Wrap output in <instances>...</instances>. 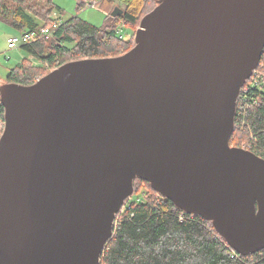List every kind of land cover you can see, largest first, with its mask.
Segmentation results:
<instances>
[{"label": "water", "instance_id": "1", "mask_svg": "<svg viewBox=\"0 0 264 264\" xmlns=\"http://www.w3.org/2000/svg\"><path fill=\"white\" fill-rule=\"evenodd\" d=\"M155 2L127 53L1 83L0 264H101L137 179L238 255L264 250V158L230 144L264 0Z\"/></svg>", "mask_w": 264, "mask_h": 264}, {"label": "trees", "instance_id": "2", "mask_svg": "<svg viewBox=\"0 0 264 264\" xmlns=\"http://www.w3.org/2000/svg\"><path fill=\"white\" fill-rule=\"evenodd\" d=\"M51 1L0 0V18L21 33L39 34L58 20L52 18ZM121 1L123 15L113 18L110 14L104 27H96L76 16L62 22L51 39L22 46L36 61L27 58L19 63L9 71L6 82L32 85L67 62L127 53L135 46L132 27L140 26L156 0ZM147 2H151L149 9ZM126 26L129 30L124 36L122 28ZM259 69L264 71V55ZM251 81L252 78L247 84ZM0 118H4L2 105ZM230 144L264 158V81L239 98ZM134 186L135 194L146 188L147 196L126 201L116 216L114 234L101 264H264V250L250 256L238 255L210 222L178 209L148 182L137 179Z\"/></svg>", "mask_w": 264, "mask_h": 264}, {"label": "rangeland", "instance_id": "3", "mask_svg": "<svg viewBox=\"0 0 264 264\" xmlns=\"http://www.w3.org/2000/svg\"><path fill=\"white\" fill-rule=\"evenodd\" d=\"M51 2L53 9L52 18L58 19L61 22H65L72 17L79 16L82 20L100 28L106 25L107 16H109L115 10V8L119 7L122 10L124 8L121 0H97L98 6L96 7L86 6L84 3L87 2V0H52ZM150 6L151 2H147V9H149ZM121 26L122 24L119 26V29ZM132 28L136 34L139 24L133 26ZM128 30L129 28H127V26L122 28L124 36H126ZM19 34H21L19 29L0 18V85L6 81L10 70L16 68V66L25 59H30L29 53L25 50L21 48L10 49L8 46L7 39L11 36H17ZM3 131L4 127L2 128L0 125V136L2 135ZM139 191L140 192L137 194L134 192L131 197V201L147 196L148 191L146 188Z\"/></svg>", "mask_w": 264, "mask_h": 264}, {"label": "built area", "instance_id": "4", "mask_svg": "<svg viewBox=\"0 0 264 264\" xmlns=\"http://www.w3.org/2000/svg\"><path fill=\"white\" fill-rule=\"evenodd\" d=\"M84 4L86 6H89V7L98 6L97 0H87V2H85ZM61 23H62L61 21L57 20L56 23H54L50 27H46V29L42 30L39 34L36 32H24V33H21L17 36H11L7 39L8 46L10 49H18L24 45L31 44L36 40L51 39L53 37L56 29L59 27V25ZM263 55H264V52H263ZM251 78H252V81L249 82V84H245L242 87L240 95L247 93L251 87L259 86V84L262 81H264V71H262L261 69L258 70V68H257L254 71L253 76ZM0 105H1V103H0ZM0 120H1L0 125L3 128L5 126L4 118H0Z\"/></svg>", "mask_w": 264, "mask_h": 264}, {"label": "bare ground", "instance_id": "5", "mask_svg": "<svg viewBox=\"0 0 264 264\" xmlns=\"http://www.w3.org/2000/svg\"><path fill=\"white\" fill-rule=\"evenodd\" d=\"M249 81V80H248ZM246 84H247V82H246ZM241 94V93H240ZM241 97V95L239 96V98ZM239 98H238V101H239ZM237 107H238V103H237ZM236 113H237V111H236Z\"/></svg>", "mask_w": 264, "mask_h": 264}, {"label": "crops", "instance_id": "6", "mask_svg": "<svg viewBox=\"0 0 264 264\" xmlns=\"http://www.w3.org/2000/svg\"><path fill=\"white\" fill-rule=\"evenodd\" d=\"M30 59L34 60L35 61V58L33 56H30Z\"/></svg>", "mask_w": 264, "mask_h": 264}]
</instances>
